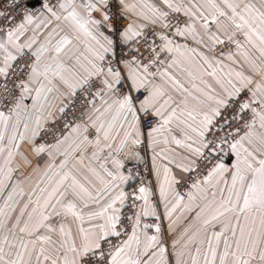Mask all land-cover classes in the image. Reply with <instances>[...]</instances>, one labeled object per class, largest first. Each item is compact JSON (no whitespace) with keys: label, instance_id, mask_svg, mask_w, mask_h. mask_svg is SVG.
Returning a JSON list of instances; mask_svg holds the SVG:
<instances>
[{"label":"snow or ice","instance_id":"1","mask_svg":"<svg viewBox=\"0 0 264 264\" xmlns=\"http://www.w3.org/2000/svg\"><path fill=\"white\" fill-rule=\"evenodd\" d=\"M0 264H264V0H0Z\"/></svg>","mask_w":264,"mask_h":264}]
</instances>
